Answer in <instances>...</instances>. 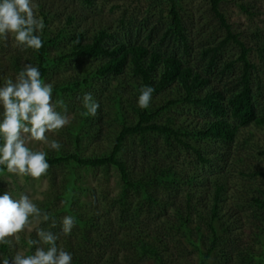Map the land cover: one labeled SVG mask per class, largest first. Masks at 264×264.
Instances as JSON below:
<instances>
[{
    "label": "trees",
    "instance_id": "16d2710c",
    "mask_svg": "<svg viewBox=\"0 0 264 264\" xmlns=\"http://www.w3.org/2000/svg\"><path fill=\"white\" fill-rule=\"evenodd\" d=\"M150 1L152 7L161 8L160 15L166 13L159 18L166 23L163 33L157 32L156 38V32H151L153 44L124 41L107 28L88 38L85 32L68 28L75 20L72 15L67 18L68 26L53 28L56 18L42 9L43 47L27 49L44 82L63 68L67 71L71 63L86 66L53 87V96L67 107L81 101L86 92L93 96L97 87L103 93L110 85L114 87L113 120L120 129L111 150L90 155L83 147L85 140L91 144L101 134L96 113L81 115L80 124L72 129L73 151L48 153L51 169L67 170L63 193L56 196L64 200V206L48 214L53 219L65 211L75 218L77 233L74 238H64L66 249L73 253L72 264H118L122 253L128 264L146 260L177 264L187 258L188 247L199 254L201 264L213 257L227 264L232 258L222 242L231 229L223 230L222 225L228 199L227 168L241 129L264 125L259 76L264 69L263 36H257L255 46L242 41L220 10L222 0H211L227 36L219 45L203 49L201 66L196 65L190 60L193 44L184 20L185 0ZM231 43L240 55L223 64L224 48ZM253 53L259 54L261 65L252 59ZM236 65H240V74L231 87L225 78ZM142 85L154 88L147 109L137 105ZM111 169L120 178V191L109 202L112 212L81 201V192L90 190L78 184L82 172L102 170L108 174ZM247 177L264 179V172L255 171ZM261 194L252 199L258 211H264V190ZM53 203H46V208ZM11 250L0 246L6 255H11ZM237 254L242 264L254 261V256L240 249Z\"/></svg>",
    "mask_w": 264,
    "mask_h": 264
},
{
    "label": "rangeland",
    "instance_id": "374dc122",
    "mask_svg": "<svg viewBox=\"0 0 264 264\" xmlns=\"http://www.w3.org/2000/svg\"><path fill=\"white\" fill-rule=\"evenodd\" d=\"M89 2L86 0H35L36 9L34 12L39 17H42V9L46 13L53 14L56 18L52 23L53 28L68 26L67 18L72 15L75 16V20L68 28L71 31L85 32L88 38L100 29L107 28L110 31L117 32L124 41L145 45L153 44L149 39L152 31L156 32L154 37L157 38V32L160 33L166 25L165 22L159 20L160 16L166 17V13L160 15L161 8L152 7L150 0H89ZM183 6L186 9L184 20L189 27L193 44L190 60L192 63L200 65V52L205 48L219 45L224 41L227 33L221 27L220 21L213 12L211 0H185ZM243 7H246L249 12H246ZM220 10L232 25L233 31L240 34L242 41L250 46H255L259 42L257 38L259 35L263 36V38H260L264 41V0H222ZM56 53L58 52H53V54ZM239 55V48L231 43L224 48L221 62L224 64L225 62L236 61ZM30 59V51L17 47L11 37L0 40V80L7 77L14 78L24 63L34 65ZM252 59L256 63L262 64L258 53H253ZM18 61L19 67L17 66ZM221 62L219 68L223 67ZM239 67L240 65H236L235 70L226 75L225 81L231 87L237 83V76L240 74ZM82 69H86V66L71 63L67 71L63 68L59 72L53 73L46 82L55 87L74 75V72ZM259 76L263 82L261 94L263 108L261 109L263 110L262 114H264V69ZM217 84H220V82L218 81ZM96 89L97 91L94 92L93 97L100 104L97 111L99 119L97 122L101 123V134L91 144L88 140L83 142L86 154L90 155L109 152L112 148L113 137L118 134L120 129V126L113 120L116 112L113 85H110L104 93L101 92L102 88L97 87ZM53 100H56L54 96ZM65 106L70 121L69 124L58 131L46 133V135L50 139L58 140L61 143L60 150L73 151L76 147L73 142L72 129L74 130L80 124L79 120L83 107L80 100H77V103L73 105ZM129 114L131 116V113ZM37 147L48 153L57 152L39 143ZM231 151L232 155H230L229 167L227 168L228 199L224 203L222 213L223 230L227 227L231 228L225 233L226 235H223L224 239L222 240L223 248L232 253V258L227 264H242L237 257V250L239 249L244 254L249 253L254 256V261L248 264H264V211H258V207L252 201L254 197L263 196L261 193L264 190V179L261 177H247V174L255 171L264 172V125H253L241 129ZM66 171V169L60 167L49 168L47 173L39 179L27 176L18 178L5 172L0 178V187L2 188L0 193L4 191H13L15 194L27 193L35 199V202L44 212L53 213L56 209L63 208L65 203L63 199L56 198V196L63 193ZM242 171H245L244 175L241 173ZM81 175V181L78 182L79 186L90 189L86 194L81 192V201L85 202L86 205L89 202L96 203L103 212H106L105 209L112 212L109 202L120 191L118 172L115 169H111L108 174L102 170L83 171ZM6 181L10 182L7 183ZM105 198L107 201H105ZM52 201L55 203L50 204V208L47 209L46 203ZM65 215L69 214L62 211L53 219H49L48 222L36 223L34 226L54 229L60 233L61 220ZM53 221L57 224L54 228L52 227ZM73 233H77L74 228L72 233L67 236L74 238ZM33 234H35V231H32L30 235ZM19 235L20 240L17 246L24 248L29 233L23 232ZM65 237L64 235L59 236L58 245L66 249ZM188 248L187 258L182 259L177 264H201L199 254L192 252L191 247ZM11 249L13 254L14 248ZM118 264H128L123 253L118 259ZM139 264H152V262L146 260ZM207 264L225 263L221 258L215 259L213 257Z\"/></svg>",
    "mask_w": 264,
    "mask_h": 264
},
{
    "label": "clouds",
    "instance_id": "9594fccd",
    "mask_svg": "<svg viewBox=\"0 0 264 264\" xmlns=\"http://www.w3.org/2000/svg\"><path fill=\"white\" fill-rule=\"evenodd\" d=\"M35 9V0H0V40L11 37L17 47L41 49L40 33L45 22L35 14ZM153 92V87L142 85L137 97L138 107L147 109ZM81 104L83 116H95L100 108L99 102L88 92L81 98ZM69 122L65 102L53 100V85L43 81L38 65L24 63L14 78L0 80V175L6 172L18 178L34 179L45 175L50 168L48 152L37 144L59 152L61 143L50 139L46 133L58 131ZM49 219L50 215L31 195L13 191L0 193V246L14 248L11 255L0 251V264H72L73 253L57 242L60 235L72 233L75 218L65 215L59 234L34 226ZM55 226L53 221L52 227ZM32 231H35L34 238L30 235ZM23 232L29 236L26 247L20 248L17 243Z\"/></svg>",
    "mask_w": 264,
    "mask_h": 264
}]
</instances>
